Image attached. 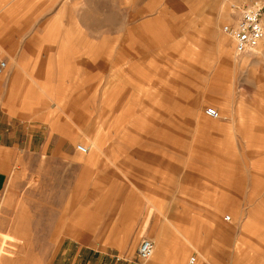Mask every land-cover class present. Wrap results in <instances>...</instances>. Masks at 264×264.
Listing matches in <instances>:
<instances>
[{
  "label": "rangeland",
  "instance_id": "374dc122",
  "mask_svg": "<svg viewBox=\"0 0 264 264\" xmlns=\"http://www.w3.org/2000/svg\"><path fill=\"white\" fill-rule=\"evenodd\" d=\"M256 1L65 0L66 21L34 41L44 52L10 90L0 82V119L14 128L0 146H17L0 186V264L73 254L76 229L104 228L130 180L164 179L180 208L208 192L225 203L228 255H264V38L237 55L222 30ZM59 42L64 52H46ZM248 222L253 237L238 236Z\"/></svg>",
  "mask_w": 264,
  "mask_h": 264
},
{
  "label": "crops",
  "instance_id": "0c3cea01",
  "mask_svg": "<svg viewBox=\"0 0 264 264\" xmlns=\"http://www.w3.org/2000/svg\"><path fill=\"white\" fill-rule=\"evenodd\" d=\"M65 8V0H0V54L8 62L0 80L5 90H10L24 77L21 70H25L27 60L44 52V46H35L34 41L51 37L52 23L66 21ZM57 44L50 45L54 49L46 52H64L65 46L61 42ZM10 123V119H0L2 140L3 135L14 132ZM16 147L2 141L0 148L6 152L1 158L6 168L0 169V186L6 182L7 167L11 165V156L7 152ZM162 181L147 186L130 180L119 196L108 201L105 227L100 230L77 228L70 239V244L75 246L74 253L65 250L57 264H135L133 248L143 236L155 242V254L150 264H188L189 257L196 258L194 264H253L255 260L264 264V255H228L227 229L219 216L225 211L224 202L212 203L208 192L188 193L180 208L176 191L172 187L167 190L168 184L164 185ZM237 188V198L242 200L243 189L241 185ZM251 207H247V213ZM183 214L186 220H180ZM250 225L248 222L240 227L237 235L253 237L249 232ZM243 239L240 237L238 241Z\"/></svg>",
  "mask_w": 264,
  "mask_h": 264
},
{
  "label": "built area",
  "instance_id": "2783aa9c",
  "mask_svg": "<svg viewBox=\"0 0 264 264\" xmlns=\"http://www.w3.org/2000/svg\"><path fill=\"white\" fill-rule=\"evenodd\" d=\"M240 15L237 20L225 24L222 30L227 34L234 43V50L237 55H243L255 50L264 38V0L256 1L240 8ZM8 68V62L0 56V76L4 74ZM207 115L212 119H219L220 113L210 107L206 111ZM77 150L80 153L87 154L88 148L78 145ZM226 220H231V216L227 215ZM155 252V242L151 238L143 237L137 250V259L140 264L150 260ZM195 257H191L190 264H194Z\"/></svg>",
  "mask_w": 264,
  "mask_h": 264
},
{
  "label": "bare ground",
  "instance_id": "6f19581e",
  "mask_svg": "<svg viewBox=\"0 0 264 264\" xmlns=\"http://www.w3.org/2000/svg\"><path fill=\"white\" fill-rule=\"evenodd\" d=\"M264 23V22H263Z\"/></svg>",
  "mask_w": 264,
  "mask_h": 264
}]
</instances>
